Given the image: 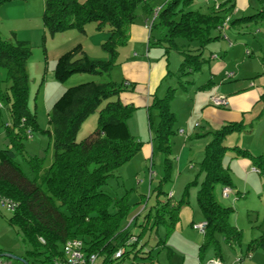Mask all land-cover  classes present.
Instances as JSON below:
<instances>
[{
	"label": "trees",
	"instance_id": "obj_1",
	"mask_svg": "<svg viewBox=\"0 0 264 264\" xmlns=\"http://www.w3.org/2000/svg\"><path fill=\"white\" fill-rule=\"evenodd\" d=\"M12 1L15 0H0V6ZM258 1L262 5L260 10L243 20H264V0ZM192 2L165 0L151 23V28L160 30L157 39L165 52L176 48L181 55L179 76L189 70H200L205 62L201 49L217 38L212 33L225 22L221 14L225 11L224 5L202 13L199 9L189 8ZM137 5L138 0H45L42 21L51 34L69 29L84 31L85 25L91 22L97 29L107 27L109 30L107 40L101 44L107 58H89L83 53L79 55L77 47L73 48L59 58L57 76L66 79L74 73L107 74L116 65L118 47L127 41ZM143 9L147 13L153 11L147 3ZM177 39L196 41L198 49H179L183 46L177 44ZM29 56L30 47L26 41L12 43L0 40V67L6 70L7 81L5 92L0 90V104L6 107L10 119L5 126L7 145L0 147V198L16 203L9 217L10 224L22 236L23 242L31 247L28 254L33 257L43 255L44 261L51 262L54 257H61L64 242L79 238L87 252L104 257L102 264L127 260L129 264H150L151 250H144L145 244L141 240L148 220L140 224L143 228L137 235L123 228L122 222L130 207L126 195L113 199L102 190L113 171L126 164L142 148V143L130 134L127 127L133 107L118 99L109 100L128 87L110 79L103 82L79 81L69 86L48 114L53 147L51 162L45 167L43 157L29 156L26 161L33 173L30 176L16 159V154L23 151L24 140L28 139L27 131L32 134L37 127L35 113L27 104L26 61ZM174 90L168 87L164 97H155L149 106L158 113L153 138L157 149H170V137L176 121L170 110ZM94 112H97L95 129L77 141L76 134L81 124ZM243 127L242 123H227L213 132L205 147L200 164L204 180L197 190V202L207 222L202 247L216 244V234L226 242L240 240L241 233L229 223L232 209L217 202L213 189L217 183L231 187L229 170L222 164L228 150L224 142L228 134L240 132ZM231 150L249 156L254 168L264 178V154L251 156L236 146ZM166 167L168 171L170 165ZM179 205L180 201L167 198L164 204L157 206L154 223L165 222L167 217L169 228L173 227ZM132 236L136 240L128 242ZM252 248L264 249V235L251 241L248 249ZM118 249H122V254L114 258ZM216 253L219 255V250ZM139 258H148L149 261L138 263Z\"/></svg>",
	"mask_w": 264,
	"mask_h": 264
},
{
	"label": "rangeland",
	"instance_id": "obj_2",
	"mask_svg": "<svg viewBox=\"0 0 264 264\" xmlns=\"http://www.w3.org/2000/svg\"><path fill=\"white\" fill-rule=\"evenodd\" d=\"M158 1L160 0L148 2L138 0L135 10L136 17L131 26L145 19V15L148 14L143 9L146 3L153 8ZM192 1L197 6L191 4L190 9H198V6L201 5L202 8L205 7V10L208 9V11L212 7L214 9L218 8L226 2V0ZM44 3L45 0H15L0 6V40L12 43L26 41L30 47V56L26 61L28 76L27 104L30 110L35 113L37 127L33 130L31 137L24 140L23 151L16 154V159L20 162L24 172L30 176H33V173L26 158L34 155L43 157L45 167L51 162L53 147L48 114L54 103L62 97L69 86L76 84L75 82L89 80L103 82L110 79L120 83L123 78L121 63L127 58L129 48L132 49L131 45L133 44L128 41V35L127 41L117 49L116 65L107 74L74 73L66 79H60L57 76L56 67L59 58L66 53L69 46L72 49L77 47L80 50L79 55L83 53L93 59L107 58V53L103 50L101 44L107 40L109 30L107 27L97 29L96 24L91 22L85 25L84 31L69 29L51 34L43 26ZM157 12L158 10L154 13ZM240 29L241 34H232L228 31L225 34L230 40H233L234 37L245 40L251 55L245 56L247 60H242L241 65L236 69L242 67L248 71V76L251 79H255L259 75L253 69L255 68L256 58L258 55L264 57L262 55L264 54V20L244 23ZM257 30H260V32H257ZM159 31L157 27L151 28V31H149L150 40L157 38ZM217 41L219 42L212 43L205 48L206 55L209 54L210 50H216L218 44L224 43L225 40ZM250 47L254 50L255 55L252 54ZM218 50L216 51L218 52ZM170 54L169 70L171 75L164 80L162 89L159 92L160 96L163 95L168 86H180L181 83L186 86L188 80L196 79L195 84L197 87L204 82L207 73L205 67L199 71L186 72L179 76L177 72L182 59L176 52ZM260 61H262V58H260ZM258 72L262 73L261 69ZM129 87V90H131L132 85L130 84ZM6 88V70L0 67V90L5 92ZM182 91V86L174 90L171 107H175L176 103L177 106L182 107L180 104V98L182 97L180 93ZM116 99H118V95L109 98L111 101ZM149 106L148 109H150ZM0 111V147H5L7 145L5 126L10 123V119L6 107L2 104H0ZM157 119L158 113L156 110L152 111L151 117L150 115L146 116L145 108L137 105L133 107L132 115L127 120V127L130 134L142 143V148L126 164L113 171L102 186V190L113 199H120L123 195H126L130 207L122 222L123 228H127L128 231L137 235L143 228L140 224L148 220L147 229L141 235V240L145 244L144 250H151L152 258L150 260L152 262L150 264H212L210 260L218 258L216 250H219L222 256L219 258L221 264H233L239 257L242 258V264H264V249H248L253 239L264 235V182H261L260 187H257V189L253 187L244 189L245 179L237 174L233 175L229 171L231 184L236 186L240 193L232 192L229 197L224 198L221 194L222 185L217 183L214 186L213 190L217 202L232 209L229 223L241 235L239 242H226L220 234H216V244L202 247L204 236L194 230L192 224L204 220L197 202V190L204 180V174L200 171V164L205 149L202 147L200 152L195 145H191L189 142H187L186 147L181 148L180 144L176 142L178 134L175 131L170 137V149H157L153 141L156 135ZM178 120L179 118L176 119L173 130H176L179 126ZM193 122L194 120L191 124ZM96 125L97 112H94L81 124L76 134V140H83L95 129ZM259 135H261V132ZM192 139H196L195 136ZM189 147L192 148V152H189ZM179 159H181V167L183 166L181 171H179L178 166ZM169 165L167 171L166 166ZM251 183L253 184V182H250V185ZM167 198L174 202L180 201L177 220L174 226L170 228V221L167 217H165V222L154 223L157 206L160 207L164 204ZM9 213L7 211V214ZM247 251L252 252L250 257L246 256ZM43 259V255L32 256L30 264H54L52 261H44ZM147 260L148 258L144 260L139 258L138 263ZM122 263L117 262V264ZM123 264H129V261L127 260Z\"/></svg>",
	"mask_w": 264,
	"mask_h": 264
},
{
	"label": "crops",
	"instance_id": "obj_3",
	"mask_svg": "<svg viewBox=\"0 0 264 264\" xmlns=\"http://www.w3.org/2000/svg\"><path fill=\"white\" fill-rule=\"evenodd\" d=\"M205 1L208 2L209 0ZM164 3L165 0L158 1L153 7V11L146 14L143 21L130 25L128 41L133 43L131 45L132 49L129 48L127 58L121 63L123 72L121 82L128 89L118 94V100L132 107L137 105L145 108L146 116L150 115L151 117L152 111L155 109H148L150 101L152 103L155 97H164L167 88L170 87L168 86L163 95L160 96L159 92L162 89L164 80L171 75L169 70L170 53L176 52L179 54L176 48L165 52L164 46L157 39L160 33L157 38L150 40L149 31H151V27L148 28L146 25L155 18L154 12L161 9ZM193 4L194 2H192ZM195 4L194 6H197ZM223 5L222 8L225 11L221 14L225 22L212 33L217 38L201 49L205 62L200 70L205 67L207 72L204 82L197 87L195 84L196 79L188 80L186 86L181 83L180 86H182L183 91L180 93V96H182L180 104L182 107L177 106V103L175 107H171L170 101V110L174 113L176 119L179 118L177 122L179 126L174 130L178 134L176 142L180 144L181 148L186 147L187 142H189V144L195 145L200 152L201 148L204 147L205 149L210 142L209 140L215 130L227 123H242L244 127L240 132H232L225 139L224 143L228 150L224 154L222 164L233 175L237 174L245 179L244 189H250V187L257 189V187H260L261 182H264L262 181L264 178L254 168L249 156L237 154L231 148L236 146L239 149H244L251 156L264 154V57L257 56L255 68L253 69L259 75L255 79H251L248 76V71L242 67L241 69H236L241 65L242 60H247L245 56L251 55L245 40L236 37L230 40L225 32L241 34L240 27L244 23H250L243 20V18L254 15L260 10L262 5L258 0H226ZM198 7L202 13L209 12L208 9L205 10V7L202 8L201 5ZM257 32H260V30H257ZM217 40L225 41L220 45L218 44V48H216V50L219 49L218 52L213 49L206 55L205 48L212 43H218L219 41ZM176 41L179 46H183L179 49H198L196 41L188 42L182 39H177ZM70 49H72L71 46L67 48L66 52ZM250 50L255 55L252 47H250ZM213 55H216L217 58H213ZM179 56L181 58L180 54ZM260 58H262V61H260ZM259 69H261L262 73L258 72ZM188 72L192 73L190 70ZM228 73H232V75L228 76ZM177 74L179 75L178 72ZM130 84L132 85L131 90H129ZM180 86H172V88L176 90ZM212 96L226 97L228 100L227 105L224 107L212 105L210 102ZM179 112L180 114H178ZM193 120L194 122L191 124ZM260 132L261 135H259ZM193 136L196 139H192ZM255 140L256 143L254 144ZM191 149L189 147V152H192ZM178 166L179 171H181L183 169V166L181 167V159H179ZM256 175L257 177H255ZM250 182H253V184L251 183L250 185ZM231 188L233 192L240 193L236 186L231 184ZM10 215L11 213L7 214V211L0 207V264H23L17 259L10 258L7 254L23 258L30 264L32 256L28 254V251L31 247L23 242L22 236L10 224ZM216 255L218 259L222 257L220 252L219 255L218 253ZM251 255L252 252H246V256L250 257Z\"/></svg>",
	"mask_w": 264,
	"mask_h": 264
},
{
	"label": "built area",
	"instance_id": "obj_4",
	"mask_svg": "<svg viewBox=\"0 0 264 264\" xmlns=\"http://www.w3.org/2000/svg\"><path fill=\"white\" fill-rule=\"evenodd\" d=\"M157 13H154V17ZM148 28L151 27V22L146 25ZM213 58H217L216 55L212 56ZM232 73H228V76H231ZM210 102L212 105L217 107H224L227 105L228 100L224 96H212L210 98ZM28 138L31 137V133L27 131ZM255 170V169H254ZM233 192L232 188L230 186L224 185L221 190L222 197L227 198L230 196V194ZM0 207L5 209L8 212H13L16 203L10 199L7 198H0ZM207 222L205 220L193 224L192 228L202 235H204L206 230ZM136 240V237L132 236L128 242H133ZM40 241L43 242V239L40 238ZM62 256L61 257H54L52 259V262L54 264H102L104 257L102 255H99L95 252H87L85 249L84 242L79 238H73L69 239L64 242L61 248ZM122 254V249H118L113 257L119 258ZM212 264H221L220 260L218 258H213L210 260ZM233 264H242V258H237Z\"/></svg>",
	"mask_w": 264,
	"mask_h": 264
},
{
	"label": "water",
	"instance_id": "obj_5",
	"mask_svg": "<svg viewBox=\"0 0 264 264\" xmlns=\"http://www.w3.org/2000/svg\"><path fill=\"white\" fill-rule=\"evenodd\" d=\"M7 256H9V257L12 258V259H17V260H19L20 262H22L23 264H28L23 258L17 257V256L12 255V254H7Z\"/></svg>",
	"mask_w": 264,
	"mask_h": 264
}]
</instances>
